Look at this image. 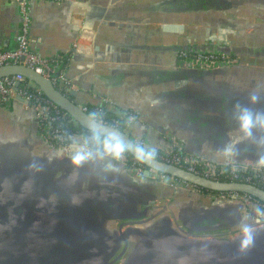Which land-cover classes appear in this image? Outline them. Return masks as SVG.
Here are the masks:
<instances>
[{"label": "crops", "instance_id": "1", "mask_svg": "<svg viewBox=\"0 0 264 264\" xmlns=\"http://www.w3.org/2000/svg\"><path fill=\"white\" fill-rule=\"evenodd\" d=\"M212 2L32 0L29 47L46 59L64 58L63 75L79 107L103 104L114 112L133 111L136 117L125 130L131 138L143 128L153 129L155 149L175 144L189 157L230 163L217 155L235 127L229 114L236 103L249 104L253 91L260 94L254 107L264 110V61L240 56L231 67L193 70L180 58L183 52H206L207 43L219 40L230 46L216 47L223 53L249 45L245 42L250 32L225 28L221 23L229 13L218 0L215 9L209 7ZM19 23L15 1L0 0V49L15 47ZM8 102L0 100V228L9 226L3 213L21 197L29 202L38 194L57 164L62 190L52 196L61 198V206L66 211L71 205L82 207L80 214L101 227L107 238H125L116 248L114 264H213L203 256L183 254L188 235L230 240L238 235L239 217L256 207L220 204L184 183L165 185L163 178L138 179L127 166L112 161L118 170L109 168V161L96 160L73 168L67 152L55 158L61 148L43 142L29 107ZM257 151L255 143L237 145L236 165H252ZM122 223L134 225L138 234H126ZM226 230L231 236H222ZM214 256V264H241V255ZM245 256L247 264H256L257 256L264 264V255Z\"/></svg>", "mask_w": 264, "mask_h": 264}, {"label": "water", "instance_id": "2", "mask_svg": "<svg viewBox=\"0 0 264 264\" xmlns=\"http://www.w3.org/2000/svg\"><path fill=\"white\" fill-rule=\"evenodd\" d=\"M215 1L217 0L210 3L209 7L215 9L217 6V2ZM218 2L221 4L220 6L223 11L229 13V15H225L221 23L225 28L230 27L241 32H253L254 29L264 32V0H218ZM230 15H236L238 18L232 19L229 17ZM240 49L245 50L247 48L243 47ZM217 51L220 50L217 49ZM199 52L203 53L204 51ZM230 53H234L235 56V52L232 50L225 52V54ZM237 55V57H240L239 54ZM185 63L193 70H208L218 66V64L210 63L203 65L189 60H186ZM13 75H21L27 81H30L48 100L65 112L75 125L85 130L83 121L88 114L71 99L74 92L70 91L68 87L65 88L67 91L65 92L57 86H54L50 80L23 65L11 64L0 67V79ZM17 85H15L14 90L17 89ZM14 100L29 107V103L18 96L9 100L8 103L11 104ZM106 126L107 128L115 129L122 135L128 143L129 148L133 149V151L137 144H142L149 148V150L155 148L153 138L156 136V131L153 129H147L145 131V128H143L138 137L131 138L125 132H121L115 127ZM45 144L49 146L47 143ZM133 151H129L127 154L144 167L142 174H137L136 171L129 168L131 173L138 179L163 178L165 185H171L174 188V184L184 183L199 193L201 192L197 189L205 190L206 192H210V194L212 192L222 194L238 193L250 196L264 203V190L256 186L242 183L211 181L158 160L151 165L141 163L133 155ZM112 162L122 164L119 161ZM57 165H54L53 169L49 170L40 190V185L37 184L38 187H35L37 191L39 190L38 194H34L29 202H25L21 197V200L17 202V205L10 212L3 213L2 220L6 219V223H9V226L0 228V258L2 259L0 261L3 264H114L118 260L114 255L116 248L125 238L121 240H118V237L107 238L101 227L80 214L82 207L75 208L71 205V210L66 211L61 206V198H58L60 200L58 201L56 197L52 196L53 194L57 196V191L60 194V190H62V186L56 180L59 173ZM237 166L242 167L247 165L239 164ZM248 166L252 165L249 164ZM215 199L220 204H246L245 200L233 201L218 197ZM222 208L229 209L227 206H223ZM15 210H18L16 216ZM77 212L79 214H76ZM79 215L80 218L76 219ZM9 220L13 221V224ZM4 223V221L1 222V224ZM14 223L16 226H13ZM133 226L122 223L121 228H128L126 229L128 231H125L126 234L133 232L131 235H137L138 231L132 229ZM207 230L210 231L211 228ZM231 234L230 231L226 230L222 236H231ZM238 235L233 238L231 237L230 240L221 241L218 237H212L211 235L197 238L189 234L186 238L187 241H185L187 246H185L183 254L203 256L213 264L215 259L214 255H241L240 258L238 257L241 264L248 263V256L245 255H264V222L257 226L255 243L249 250L244 252L239 250ZM15 236L22 242L19 246L13 245V241L15 240L13 237ZM255 261L256 264L262 263V259L259 260L258 256Z\"/></svg>", "mask_w": 264, "mask_h": 264}, {"label": "built area", "instance_id": "3", "mask_svg": "<svg viewBox=\"0 0 264 264\" xmlns=\"http://www.w3.org/2000/svg\"><path fill=\"white\" fill-rule=\"evenodd\" d=\"M14 1L20 17L19 29L15 38V47L11 50L0 49V67L11 64L23 65L50 80L54 86L67 92L65 88L68 87L69 89L70 83L62 71L64 58L46 59L33 52L29 47L31 25L30 2L32 0ZM76 24L77 27H80V23ZM180 58L184 61L189 60L203 65H207L208 63L222 65L224 61H227L223 56L209 53L187 54L183 52L180 54ZM16 84H18L17 89L14 90ZM21 85L22 87H20ZM13 96H18L29 103V109L37 120L39 135L49 146L55 148L67 147L72 143L73 137L81 133L77 131L72 132L69 129V125H75V123L66 117L68 115L48 100L30 81H27L21 75H13L0 79L1 102L6 103ZM82 109L86 112V107H82ZM156 151L158 161L183 169L196 176L216 182L253 185L264 190V170H255L253 166L239 167L237 165L232 166L231 163H210L204 159L189 157L175 144H171L168 149H157ZM119 162L133 169L137 174H142L144 170L141 164L132 158H127L126 155ZM210 195L213 198L218 197L233 201L245 200L246 203H253L256 207L264 208L263 202L243 194L224 193Z\"/></svg>", "mask_w": 264, "mask_h": 264}, {"label": "clouds", "instance_id": "4", "mask_svg": "<svg viewBox=\"0 0 264 264\" xmlns=\"http://www.w3.org/2000/svg\"><path fill=\"white\" fill-rule=\"evenodd\" d=\"M260 94L257 91L250 93L249 104L236 103L229 119L234 123V130L229 133V142L217 155L229 158L232 166H235L237 157L236 146L245 141L255 143L257 153L254 160H250L255 170H264V110L256 109L254 106L259 102ZM86 134L80 140H74L67 149L56 152L55 158H61L68 153L73 168H80L89 161H109L108 167L115 169L111 161H120L125 154L133 151L128 146L125 138L115 129L107 128L102 119L96 113H90L83 121ZM259 133V139L256 137ZM133 155L141 163L153 164L157 161L155 148L149 150L142 144H137ZM35 165H30L33 167ZM264 222V208L255 207L248 215L239 217L237 226L239 235V250H249L254 246L257 226Z\"/></svg>", "mask_w": 264, "mask_h": 264}, {"label": "flooded vegetation", "instance_id": "5", "mask_svg": "<svg viewBox=\"0 0 264 264\" xmlns=\"http://www.w3.org/2000/svg\"><path fill=\"white\" fill-rule=\"evenodd\" d=\"M254 31H257V30L254 29ZM254 40H257L256 37L253 34L249 35L248 36V40H246V42H245V43H247L249 45L242 46V48L246 47L247 49L238 50V49L234 48L232 51L235 52V56H234V53L225 54L223 52H219V51L216 50V47H218V46H220L221 48H224V49L225 48H227V49L230 48V46H223L225 44L222 42V40H219L216 43H211V42L207 43V45H205V47L207 49L206 53L215 54V55H219V56L225 57V59H227V61H224V63H223V65L225 67H231V66L236 65V62H234V61H237V56H238L237 54H239L240 56H242L244 58L245 57L249 58V59L253 58V59H258V60H263L264 61V51H263L264 50V43L260 44L259 40H257L256 43H253L252 41H254ZM231 48H233V47H231ZM10 223L13 224V221H10ZM13 226H16L15 223H14ZM14 230L17 233V230L15 229V227H14ZM13 238L15 239L13 241V245L19 246L20 244H22V242L19 241V238H17L16 236L13 237ZM22 241H24V239H22Z\"/></svg>", "mask_w": 264, "mask_h": 264}, {"label": "trees", "instance_id": "6", "mask_svg": "<svg viewBox=\"0 0 264 264\" xmlns=\"http://www.w3.org/2000/svg\"><path fill=\"white\" fill-rule=\"evenodd\" d=\"M64 63L62 64V67L64 66ZM20 87H22V85ZM85 107H86V113L88 115L90 113H96L97 117L102 119V121L104 123L117 128L121 132H125V130L129 126V124L136 117L135 113L131 110H128V109L127 110H119L117 112H114V111L106 109L104 106H98L97 107L94 105H87ZM66 117L69 118L68 116H66ZM69 129L72 132L77 131V132H85L86 133L85 130H83L80 126H77V125H69ZM125 155L127 156V158H131L127 153ZM197 190H199L201 193H210V192H206L205 190H202V189H197ZM212 194L219 195L222 193L212 192Z\"/></svg>", "mask_w": 264, "mask_h": 264}, {"label": "rangeland", "instance_id": "7", "mask_svg": "<svg viewBox=\"0 0 264 264\" xmlns=\"http://www.w3.org/2000/svg\"><path fill=\"white\" fill-rule=\"evenodd\" d=\"M250 33H252V34L256 37V39L259 40L260 44L264 43V32H262V31H260V30H257V31H253V32H250ZM257 40H254V41H252V42H253V43H256ZM17 211H18V210H15V216L17 215V214H16ZM16 218H17V217H16Z\"/></svg>", "mask_w": 264, "mask_h": 264}]
</instances>
